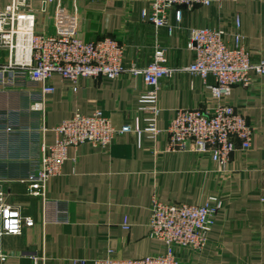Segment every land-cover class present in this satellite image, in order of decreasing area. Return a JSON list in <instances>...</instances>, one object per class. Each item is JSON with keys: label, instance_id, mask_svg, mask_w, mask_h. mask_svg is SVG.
<instances>
[{"label": "crops", "instance_id": "crops-1", "mask_svg": "<svg viewBox=\"0 0 264 264\" xmlns=\"http://www.w3.org/2000/svg\"><path fill=\"white\" fill-rule=\"evenodd\" d=\"M209 6L184 10L180 23L170 13L166 28L155 29L141 18L150 0H75L78 38L93 42L111 37L124 47L125 72L114 80L81 79L73 85L54 76V92L42 96L43 111H31L28 91L39 87L0 85V187L7 202L17 206L34 226L18 237H5L0 264H91L107 258L141 259L161 254L165 247L148 236L151 200L163 203L203 205L212 194L221 198V209L207 235L203 250L177 251L179 264H264V77L252 76L249 87L234 86L231 103L253 127L250 148L235 151L224 174L211 160L194 153L167 151L165 129L177 110L211 109L214 100L208 86L211 77L177 70L161 81V109L156 139L144 135L140 146L133 133L116 135L106 149L88 143L67 150L60 173L46 183V197L63 202L67 221L42 224L41 202L28 195L22 182L40 156V145L53 144L52 128L79 112L100 110L115 129L137 120L138 99L144 90L140 75L152 62L155 47L165 51L166 65L181 69L193 60L188 47L192 31L222 30L227 47L238 32L252 60L264 57V0H210ZM37 30L54 33L55 15L62 29L72 21V2L33 3ZM239 18L238 31L234 19ZM7 52L0 50V64ZM46 128V132H42ZM127 221L129 229L122 224Z\"/></svg>", "mask_w": 264, "mask_h": 264}, {"label": "built area", "instance_id": "built-area-1", "mask_svg": "<svg viewBox=\"0 0 264 264\" xmlns=\"http://www.w3.org/2000/svg\"><path fill=\"white\" fill-rule=\"evenodd\" d=\"M58 0H0V50L7 52L6 61L0 64V85L19 87L24 83L38 86L39 92L28 91L30 110L42 112V96L54 92L51 80L54 76L73 85L84 78L114 80L125 72L123 67L124 47L111 37H102L93 42L78 38L75 17V0L72 2V21L68 29H62L58 21V9L54 21V33L45 34L37 30L34 2L41 4ZM210 0H150L148 10L141 12V18L155 29L166 28L170 36L172 26L168 25L170 13L177 23L181 22L183 11L194 7L209 6ZM239 18L234 19L238 31ZM222 30L209 28L192 31L188 47L193 51L192 62L184 68L173 69L166 65L165 51L157 45L152 62L143 69L132 67L133 75H140L144 90L138 99L137 111L143 115V127L135 120L115 129L100 110L85 115L74 112L71 117L51 129L56 138L51 145H40V156L33 160L32 169L22 182L28 195L40 200L42 224H59L67 221V209L63 202L46 197V183L60 173L67 158V150L88 143L93 147L106 149L114 137L133 133L140 146L141 137L151 140L160 134L157 127L161 109L158 92L161 81L170 78L177 70L199 77L202 81L211 77L208 86L212 99L211 109H181L170 119L165 134L167 151H183L190 148L194 153L208 157L224 174L231 155L250 148L253 127L230 99L234 86L249 87L252 76L264 77V57L252 60L242 45V37L236 32L232 36V47H227ZM193 42L196 47H193ZM42 128V132H46ZM222 206L217 194L209 196L203 205L163 203L156 196L151 200L148 221V236L163 243L161 254L141 259L107 258L94 260L91 264H179L177 251L189 249L195 254L206 245L217 213ZM34 226L30 216L21 214L19 208L6 201L0 187V263L6 259L1 249L5 237H18L25 229ZM129 229L127 221L122 224ZM33 264L37 258L31 257ZM85 264V263H82Z\"/></svg>", "mask_w": 264, "mask_h": 264}, {"label": "water", "instance_id": "water-1", "mask_svg": "<svg viewBox=\"0 0 264 264\" xmlns=\"http://www.w3.org/2000/svg\"><path fill=\"white\" fill-rule=\"evenodd\" d=\"M193 47H196V43L195 42H193Z\"/></svg>", "mask_w": 264, "mask_h": 264}]
</instances>
